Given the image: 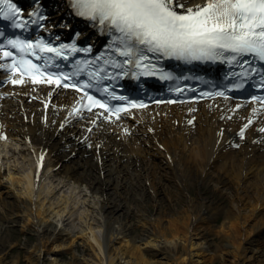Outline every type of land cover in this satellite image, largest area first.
<instances>
[{"label":"bare ground","instance_id":"1","mask_svg":"<svg viewBox=\"0 0 264 264\" xmlns=\"http://www.w3.org/2000/svg\"><path fill=\"white\" fill-rule=\"evenodd\" d=\"M179 2L184 8L177 10L184 11L194 9L204 0ZM6 94L5 99H0V146L18 139L28 146L24 150L26 155L33 157L32 168L19 179L12 173L7 174L12 180L9 187L15 190V180L22 182L23 193L30 200L23 210L28 212L38 237L26 256L30 264H44L46 253L56 254L76 240L73 237L64 243L66 229H59L58 223L49 220L72 213L68 198L61 204V201H52L48 209H43L46 199L40 202L34 197L40 198L46 180L58 177L57 174H62L64 186L71 185L72 180L78 189L84 183L89 185L94 192L91 196L95 193L99 196H94L98 204L94 207L106 225L104 239L94 229L81 232L89 258L78 264H163L148 257L159 254H166L168 264H201L203 261L195 259V255L211 258L215 263L221 254L225 255L221 264H264L258 237L264 232V221L258 223L253 236L234 237V241L222 246L213 242L214 233L204 226V220L193 214H189L191 220L186 226L177 223L175 230L163 227L162 223L160 230L154 220H147L137 236L131 237L132 225L135 229L138 225L122 221L135 213L130 201L133 196L123 194V187L140 186L153 189L158 195L167 180L176 183L178 188L182 183L196 196H208L214 183L224 190L236 184V198L243 204L249 202L251 193H257V201L264 206V109L256 103L206 101L197 104V109L195 104L153 106L120 119H106L100 114L79 111L78 95L53 90L48 85L25 84L14 91L8 89ZM3 173L0 163V176ZM195 182L202 187L200 193L194 192ZM3 186L6 185L0 182V188ZM53 188L48 186L47 194ZM16 194V190L5 195L0 193V205ZM177 201L170 204L172 209L179 206L181 200ZM168 205L161 204V208L166 209ZM238 211L242 209L239 207ZM261 215L264 216L262 209L255 213V217ZM196 222L202 223L198 226ZM4 230L1 226L0 232ZM159 239L161 244L156 243ZM118 241H127V246H117ZM138 241L146 248L137 245ZM4 246L14 247L6 243ZM180 250L183 252L177 254ZM7 255V252L0 253V264H19V260L11 263ZM50 264L71 263L55 257Z\"/></svg>","mask_w":264,"mask_h":264},{"label":"rangeland","instance_id":"2","mask_svg":"<svg viewBox=\"0 0 264 264\" xmlns=\"http://www.w3.org/2000/svg\"><path fill=\"white\" fill-rule=\"evenodd\" d=\"M27 147L28 146H25L18 139H14L5 147L0 146V150H2L0 151V163L3 164L4 172V176H0V182L6 185L0 188V193L5 195L8 191L12 192L15 190L18 193L10 199H7L9 202H6V204L1 203L0 205V227L2 226L5 229L0 232V253L7 252V257L11 263L15 260H19V264H30L26 259V256L28 250L38 240V237L37 231L32 225L33 222L28 219V212L23 210V207L26 206V202L29 203L30 201L23 193L25 190V184L22 182L19 183L15 180V190H12V188L9 187L12 180L7 174L12 173L15 179H19L20 176H22L21 174L32 168L31 160H33V157L32 155H26V151H24ZM155 151L156 150H152L151 152ZM155 154L153 156H155ZM162 155L163 154L161 153V158H163ZM161 164L163 165L162 161ZM57 175L58 177L46 180V187L43 189V194L40 198L36 195H34V197L37 201L40 199V202L46 199L43 209H48L52 201H61V204L67 200L65 198H68V209L71 210L72 213L65 214L62 217L51 218L49 220L58 223L59 229H66V234L62 237L64 243H68L73 237L76 238V240L73 245L68 243V247L59 249L56 254L46 253L43 258V263L50 264L52 259L57 257L64 262L78 264L89 258L88 251L86 250V247H84L86 242L84 241L81 232H88L90 229H94L99 234L100 238L104 239L106 236V225L100 221L98 210L94 207V205L98 206V204H96V198L99 196H97L96 193L94 195L96 198L91 196L94 192L90 191L91 189L89 188V185L87 186L84 183V185L82 187L79 186L78 189L77 184L72 183V181H74L72 180L71 182L68 181L71 185L64 186L62 174ZM165 183V186L159 188L158 195L154 194L155 192L153 189H145L140 186H135L134 189H129V187H123L121 189L123 194H131L133 196L130 197V201L135 213H131L122 219L123 223L130 222L131 224L136 223L138 225L136 229L134 228V225H132L133 228L130 237L137 236L147 220H154L158 224L160 230L161 223L163 224V227L175 230L177 229V223H180L181 226H186V223L191 220L189 214H193L194 217H201L204 220V226L214 233L213 242L222 246L228 242L230 243L234 241V237L239 239V237L243 236H253L254 229L258 223L264 221L263 215L255 217V213L260 211V209L264 211V206H261L260 202L257 201L258 194L251 193V197L248 199L249 202L243 204V202L236 198V184H231L228 189L224 190L220 184L214 183L210 185L208 196L205 194H199L196 196V194L193 195L192 189L182 186V183L181 186H179L180 188H178L176 183L169 182L168 180ZM48 186L54 187L53 191L49 194H47ZM200 187L201 185L195 182V184H193L194 192L197 191L198 193L202 190ZM81 189L84 191L80 192ZM129 190L131 193H129ZM179 199L181 200L179 206L172 209L170 204L177 203V200ZM161 204H169L168 207L171 208L168 209V207H166V209H163L161 208ZM64 205L65 203L62 206ZM14 206L20 207L14 208ZM239 207L242 209L241 212L238 211ZM39 217H43V215ZM159 219H161L160 223L158 222ZM201 223L202 222H198L196 225L199 226ZM180 225L179 228H182ZM184 228L185 227H183V229ZM11 231H14L20 240L14 238ZM258 237L262 242L261 247L264 259V232L259 234ZM5 243L6 245L13 244L14 247H5ZM136 243L142 249L146 248L144 243L140 241ZM156 243L161 244L160 239L157 240ZM116 245L124 248V246H127V241H118ZM182 252L183 250H180L177 254H181ZM196 252L197 251L194 250V253ZM165 256L166 254H159L155 257L153 255H148L152 261L158 263L162 262L163 264L170 263ZM224 256L225 255L221 254V257H219L215 263H213L211 258L209 259L202 255H195L194 258L203 261L201 264H221ZM226 256L232 259V256ZM135 259L136 258H134L133 261H135Z\"/></svg>","mask_w":264,"mask_h":264},{"label":"snow or ice","instance_id":"3","mask_svg":"<svg viewBox=\"0 0 264 264\" xmlns=\"http://www.w3.org/2000/svg\"><path fill=\"white\" fill-rule=\"evenodd\" d=\"M0 4L7 5L5 19L17 14L10 0H0ZM73 4L79 15L107 23L120 33L127 48L121 55H132L128 45L136 44L179 59H216L228 52L236 56L253 54L264 60V0H204L183 13L177 11L184 8L179 0H73ZM9 44L25 55L39 46L22 40H9ZM48 51L60 54L53 48ZM19 64L24 67L31 62L22 55ZM31 68L39 71L37 65L31 64ZM48 82L55 81L49 76Z\"/></svg>","mask_w":264,"mask_h":264}]
</instances>
